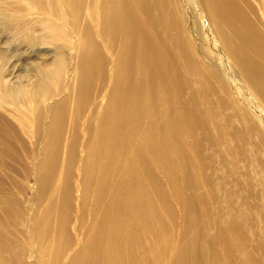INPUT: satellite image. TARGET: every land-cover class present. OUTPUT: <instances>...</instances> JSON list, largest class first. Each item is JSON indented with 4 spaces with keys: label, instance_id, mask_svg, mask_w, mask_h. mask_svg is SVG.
<instances>
[{
    "label": "bare ground",
    "instance_id": "bare-ground-1",
    "mask_svg": "<svg viewBox=\"0 0 264 264\" xmlns=\"http://www.w3.org/2000/svg\"><path fill=\"white\" fill-rule=\"evenodd\" d=\"M74 1L0 7V34L8 33L0 46V168L7 160L22 167L36 154L40 167L52 161L44 170L36 165L40 176L32 182L21 167L10 169L11 178L0 175V264H233L235 257L264 264V255L246 248V228L252 229L231 213L208 245L192 248L187 227L199 223L194 209L207 202L198 187L183 203L171 197L184 227L182 243L171 244L163 223L165 214L173 218L169 202L153 210L149 182L135 187L143 175H125L150 165L188 186L184 178L205 173V154L192 148L197 139L223 146L220 168L236 169V154L254 149L243 165L255 153L264 169V0ZM92 128L98 142L86 134ZM123 136L137 154L144 152L143 161L103 156L127 179L114 190L106 181L97 184L87 204L85 181L72 170L76 148L85 151L78 154L88 166L103 149L117 151ZM191 149L197 157L188 156ZM83 176L92 179L96 170ZM105 193L112 206L102 213ZM37 201L44 206L38 221ZM83 214L89 217L84 227ZM97 228H103L98 245L107 246L103 256L75 253L79 239L84 246L85 234ZM238 237L241 242L233 241ZM246 239L264 250L260 235ZM230 244H239V255H227Z\"/></svg>",
    "mask_w": 264,
    "mask_h": 264
},
{
    "label": "rangeland",
    "instance_id": "rangeland-1",
    "mask_svg": "<svg viewBox=\"0 0 264 264\" xmlns=\"http://www.w3.org/2000/svg\"><path fill=\"white\" fill-rule=\"evenodd\" d=\"M11 3L7 5L2 2L0 3V7L2 8H14L19 7L22 10V7L26 5H21L16 2V0H8ZM75 3L74 0H68V5H73ZM25 8V7H24ZM31 23L35 26L40 22L37 19H32ZM40 26H37V30ZM8 33L0 34V46H2L5 42H7L6 38L3 35ZM36 35L38 33L36 32ZM46 35V33L44 34ZM26 48V45L23 46ZM194 83V81H192ZM73 90L72 88H70ZM76 99V95L73 94L72 100ZM63 114V113H62ZM72 118V115H67V119ZM12 120V119H10ZM199 134L200 131H196ZM86 134L91 136L94 142H98L100 138V134L95 132V128L87 129ZM86 134L84 131L79 132L78 136L80 141L83 143L86 139ZM126 136L120 140L118 144V150L110 152L107 149H103V154L98 155L99 160L90 164L88 166H84L83 162H87L86 160H82L80 154H84L85 151L82 150L81 147H77L78 153L75 154V161L72 165V170L75 173L77 178H83L85 181V186L88 190V195L86 196V203H93L92 200L97 184H101L103 181L108 182L110 188L114 190L116 184L125 181L127 178H120L118 168L116 167V161L112 158L110 161H104L103 156H118L126 161V164L131 161H143L144 152L141 150L140 154H137V149L131 148L125 140ZM125 142V144H123ZM186 146H188L186 144ZM194 146H198L202 149V153L205 154V158L203 159L205 163L204 176L201 178H184L190 181V185L183 186L181 183V178H163L162 172H164L163 168H154L150 165H145L141 167L136 166L135 169L137 171L126 170V176L143 175L141 181L139 183L134 184L135 187L140 186L143 182H149V198L154 203V209L162 208L166 202H169L171 210L173 212V218H171L168 214H165L163 217V223L167 225L168 235L172 239L169 241L171 244L179 246L182 243V235L184 233V227L181 223V209L178 202L174 201L171 197L179 196L180 199L192 197L197 192V187L200 189L199 192L206 194L207 202L205 206L197 205L194 209L195 214L199 219V223L196 225H189L187 227V232L189 233V238L191 240V246L193 249L199 248L204 245H208L206 240L212 239L219 226H222V216L227 213H231L233 218H237L241 220L249 226L252 231L247 227L246 228V248L256 257L259 258L261 255H264V250H256L257 242L253 240L246 239L251 236V233H256L260 235L264 239V198L260 200L264 196V169L258 167V162L254 159L256 158V154L252 153L246 163L243 165V157L246 153H250L252 150L245 151L242 155L236 154L237 158L231 164L236 165V169H232L231 167H223L222 161L226 156V152L223 149V146L214 143H203L200 142L199 139L192 140V148ZM117 147V146H116ZM193 153L188 154V156L195 155L194 150L191 149ZM51 152V151H50ZM196 156V155H195ZM239 156H241V162ZM197 157V156H196ZM30 157L24 161V165L21 167L18 164L14 163L11 160H7V167L0 168V175L4 178L13 177L14 173L11 172V168L21 167L27 173V178L32 182V178H38L37 175L39 173L36 172V165L38 169L44 170L47 168L46 164L52 163L51 160L46 159L44 164L40 167L41 157L40 154H36L34 157ZM221 159V162H216L215 159ZM209 161V165L207 162ZM86 169H94L96 170V176L92 179L85 180L83 176V172ZM101 169H104V174H101ZM150 171V176L146 175L145 171ZM39 172V170H38ZM145 172V173H144ZM241 172L247 175L246 178L241 177ZM224 174L229 176L228 179L224 178ZM40 176V175H39ZM183 177H186L183 175ZM198 184V186H196ZM198 192V193H199ZM76 196V195H75ZM75 196H73L75 198ZM105 199V205L102 210V213L106 212L112 206L111 199L108 193L103 195ZM101 199V196H100ZM75 200V199H74ZM181 202L183 203L182 199ZM133 204V202L131 203ZM136 206V205H135ZM35 207H39L37 213V221L41 217V212L43 210V204L37 201ZM75 210V208H73ZM202 211L204 215L202 214ZM201 213V214H200ZM83 221L81 223L82 227L89 223V217L83 214ZM263 218L262 221L260 219ZM236 219V220H237ZM206 223V224H205ZM103 228H97L94 231L85 234L86 243L83 246L82 238L79 239V243L76 248V252L82 250L81 256L87 257L91 260L95 258H101L103 254L107 251V246L98 245V242L101 240ZM110 231V230H109ZM84 237V234L82 235ZM149 238V244L153 243L152 239ZM240 240L241 237L233 238V241ZM91 242L89 245L88 242ZM240 244V245H239ZM239 244H230L231 248L225 250V252L230 253L233 256L239 255L238 248L235 246H241ZM166 259V258H165ZM109 264H113L110 262ZM126 264V263H125ZM233 264H241L236 257L233 258Z\"/></svg>",
    "mask_w": 264,
    "mask_h": 264
}]
</instances>
